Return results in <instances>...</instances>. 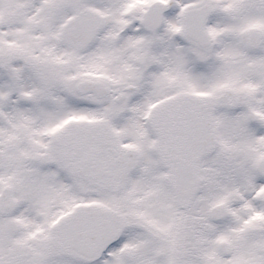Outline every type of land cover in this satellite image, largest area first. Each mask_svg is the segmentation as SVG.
<instances>
[{
    "label": "snow or ice",
    "instance_id": "6c2138e0",
    "mask_svg": "<svg viewBox=\"0 0 264 264\" xmlns=\"http://www.w3.org/2000/svg\"><path fill=\"white\" fill-rule=\"evenodd\" d=\"M0 264H264V0H0Z\"/></svg>",
    "mask_w": 264,
    "mask_h": 264
}]
</instances>
